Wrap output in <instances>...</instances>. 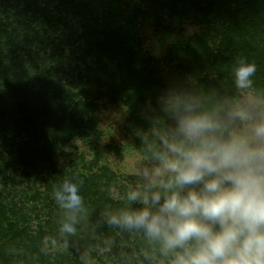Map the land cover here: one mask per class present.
<instances>
[{"label":"clouds","instance_id":"9594fccd","mask_svg":"<svg viewBox=\"0 0 264 264\" xmlns=\"http://www.w3.org/2000/svg\"><path fill=\"white\" fill-rule=\"evenodd\" d=\"M256 71L237 60L235 95L190 77L171 84L149 127L135 131L143 156L125 203L96 222L139 238L136 264H264V89L255 86ZM82 183L66 178L53 186L58 236L45 237L42 250L71 247L81 264H95L71 239L86 212ZM117 247L109 236L92 251L103 256ZM119 258H127L122 248Z\"/></svg>","mask_w":264,"mask_h":264},{"label":"trees","instance_id":"16d2710c","mask_svg":"<svg viewBox=\"0 0 264 264\" xmlns=\"http://www.w3.org/2000/svg\"><path fill=\"white\" fill-rule=\"evenodd\" d=\"M105 1L110 10L117 8L120 2V0L68 1L71 10H77L80 18L85 22L84 31L81 34L82 46L75 48L79 49L83 62H86L90 57H95L94 65L103 69H105L101 66L105 65L102 62L103 56L106 57L105 60L112 61L111 55H108L112 49L113 52L119 51L118 55H114V57L118 62L122 61L123 51L126 50L129 41H133V34H135L122 25H111L110 19L114 15L112 13L105 14L102 10L101 6ZM149 2L151 6H156V4L163 6L159 0H149ZM183 2L184 5L192 7L190 11L192 18L200 26L203 24L206 26L204 29L206 33L210 32L208 29L213 30V26H215V34L218 33L219 37L215 52L204 48L206 40L211 39L212 34H206L204 31L202 34H197V40L189 39L183 46L175 45L174 49L182 53L183 59L178 63L171 64L164 75H160L159 70L152 72L154 78H161V81L164 80V82L161 85H156L158 88H156V92L149 95V100L144 96L139 98L140 109L135 108L130 118V122L136 124L137 128L145 127L146 115L157 104V97L160 93L171 84L183 82L185 78L194 79L201 87L214 86L226 95H233L235 87L232 72L237 60L244 59L255 63L257 61L254 57L258 52L263 51L258 50L254 42L249 45H240L242 34L249 31V21L241 20L238 15L239 5L237 3L240 0H190L187 3ZM100 7L101 12L98 11ZM55 10L57 7L52 4V0H0V264H81L76 250L71 247L68 249L61 247L59 255L56 253L52 257V261L46 256V251L42 250L45 237L58 236V221L61 216V210L55 204L52 193H48V191H52L54 185L66 178H71L74 182L83 181L80 184V194L85 209H87L85 214L88 223L86 226L83 225V228V223L77 225V236L71 238L75 240L77 247L90 251L94 257L97 254L92 251L93 246L111 236L114 237L118 246L113 249V253L116 255L113 264H136L134 255L143 247L139 238L129 234H117L114 229L96 222L101 211L116 209L125 203L123 199L125 189L118 185L117 174L108 165H99L98 159L94 157L86 164L87 171L75 172L69 167L67 168V164L64 163L53 166L49 157L51 154L48 153L45 156L39 148L32 157H25L20 146L16 145L18 143L16 139L21 134L31 137L29 128L31 129V126L35 125L27 120V112L41 113V110L46 109L47 106L51 110L50 116L53 117L56 110L59 113V117L55 116L53 121H48L50 124L53 123L60 127L57 133H64L69 138L84 131L94 134L99 132L98 119L93 115L95 104L91 101H83L80 96L74 99L69 84L57 75L55 61L48 62L54 52L61 49L60 37L68 31L67 21ZM175 12L177 10L174 9L171 13ZM236 24L238 27H235ZM69 45L73 48L75 44ZM112 45L114 46L111 47ZM47 49L50 51L49 54H46ZM39 56L44 57L48 64L40 65L42 66L41 71L39 68L34 69L36 83L27 77L29 83L21 84V88H19L20 77L28 70L22 67V62L27 60L28 66H30L29 64H38ZM131 64L135 69L141 66L143 67L141 69L146 68L139 73L145 74L147 77L150 71L149 60L133 59ZM255 64L257 66L253 77L255 86L262 88L264 77L260 75L258 64ZM216 70L218 72L219 70L227 71V74L231 73L228 82H222V76H213ZM120 72L121 68L116 65L115 69L109 73L111 82ZM38 82L39 84H37ZM114 88L118 95L122 94L120 90L123 86L119 84V79H116ZM11 90L12 93H10ZM108 147L112 148L111 145ZM12 149L18 156V166L21 169L20 177L28 179L34 175L33 180H35L37 176H40L35 171V167L43 164L52 169L53 177L50 179L40 177L44 181V192L46 193L41 198L42 201L38 200V202H43V205L36 209V215L42 216V220L39 219L36 224L32 223L33 220L29 213L24 211L22 200L14 199L16 195L13 194L12 188L7 187L8 179H6V175H3V171L5 172L12 164L6 159ZM28 167L30 171H26ZM111 186L117 193L122 192L121 197L110 195ZM3 191L4 194H2ZM36 199L40 198L35 196L31 200ZM120 248L127 253L126 259L119 258ZM98 260L100 264H108L106 258L101 257Z\"/></svg>","mask_w":264,"mask_h":264},{"label":"rangeland","instance_id":"374dc122","mask_svg":"<svg viewBox=\"0 0 264 264\" xmlns=\"http://www.w3.org/2000/svg\"><path fill=\"white\" fill-rule=\"evenodd\" d=\"M68 1L52 0V4L57 7L55 11H58V14L67 21L68 31L60 37L62 50H56L48 62L55 61L57 75L69 84L74 99L80 96L83 101H91L95 104L93 115L98 119L99 132L94 134L90 131H84L69 138L64 133H57L60 127L53 123L50 124L48 121H53L55 116L59 117V113L56 110L55 115L50 116L51 110L47 106L48 109L41 110V113L27 112V120L35 125L31 126V129L29 128L31 137L30 135L21 134L16 139L18 142L16 145L20 146L25 157H32L33 153L39 148L44 153L43 155L51 154L49 157L53 166L64 163L67 164L66 166L70 170L80 173L87 171L86 164L96 157L99 165L106 164L117 174L118 185L126 190L127 186L134 180L131 172L143 156V147L139 144V138L135 135V131L149 127L154 110L158 108V105L155 104L151 112L147 113L144 128H137L136 124L130 122L131 114L135 108L140 109L138 101L141 96L149 100V95L156 92V88H158L156 85H161L164 82V80L161 81V78H154L152 72L159 70L158 73L164 75L171 64L178 63L183 59L182 53L177 52L174 46L177 44L183 46L189 39L197 40V34H202L206 26L204 24L200 26L192 18V13H190L192 7L184 5L183 2L187 3L190 0H159L163 6L161 4L151 6L149 0H120L118 7L111 8V10L105 1L101 7L105 14L112 13L114 15L110 19L111 25H122L135 34H133V41H129L126 50L123 51L124 58L122 61L118 62L114 57V55H118L119 51L113 52L112 49L108 53V55H111L112 61L105 60L106 57L103 56L102 62L106 65H101L105 68L103 69L94 65L93 60H95V57H90L86 62H83L79 49L75 48L76 46H82L81 34L84 31L83 25L85 22L80 18L77 10H71ZM237 4L239 5V18L243 21H249V31L242 34L240 45H249L254 42L258 50H263L261 53L258 52L254 59L257 61L255 63L258 64L260 75L264 77V0H240ZM101 7L98 9L99 12H101ZM174 9L177 12L171 13ZM98 14L100 15V13ZM213 27V30L208 29L209 33H212L211 39L206 40L204 48L215 52L214 49L219 37L218 33L215 34V26ZM235 27H238L237 24ZM73 43L75 45L71 48L69 44ZM49 53L50 51L47 49L46 54ZM46 54L44 56H47ZM39 57L37 59L38 64H29L30 66H28L27 60L22 62V67L28 70L26 74L20 77L19 88H21V84L29 83L27 77L30 81L36 83L34 69L39 68L41 71L42 66L40 65L48 64L44 57ZM139 58L150 62L148 65L150 71L147 77L145 74L139 73L146 68L141 69L143 68L141 66L135 69L131 64L133 59ZM116 65L121 68V72L116 76V79H119V84L123 86L120 90L122 94L119 95L114 88L116 79L114 78L111 82L109 75ZM213 76H222V82H228L231 73L227 74V71L222 72L219 70L218 72L216 70ZM259 89H264V86ZM10 93H12V90ZM235 94L236 89L233 95ZM36 117L40 119L38 120ZM109 145L112 148H109ZM6 159L9 163H12L5 172L3 171V175H6L5 177L8 179L7 187L12 188L13 194L16 195L14 199L22 200L23 207H25L24 211L29 213L30 218L33 220L32 223L36 224L42 218V216L36 215V209L43 205L41 198L46 193L44 192V181L40 177L50 179L53 177L51 175L52 169L43 164L35 167V171L40 175L35 180H33L34 175H31L28 179L22 178L19 176L21 169L18 166V156L13 149L6 156ZM12 171L14 173H11ZM26 171H30L29 167ZM109 190L110 195L112 194L113 197H121L122 195V192H120L121 194L117 193L113 186ZM48 193H52V191H48ZM2 194H4V191ZM35 196L40 199L32 201L31 199ZM38 200L41 201L38 202ZM87 219L86 214H84L79 223H83L82 228L83 225L86 226V223H88ZM92 228L94 227L92 226ZM60 251L61 247L59 245L49 243L46 256L52 261V257L56 253L59 255ZM115 256L114 253L103 256L97 255L93 259L96 264H100L98 259L103 257L107 259L108 264H113Z\"/></svg>","mask_w":264,"mask_h":264}]
</instances>
